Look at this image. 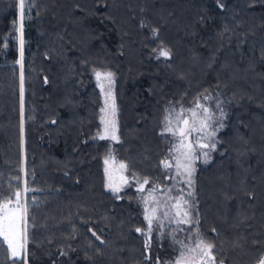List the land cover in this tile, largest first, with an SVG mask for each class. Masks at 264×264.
I'll return each instance as SVG.
<instances>
[{
  "label": "trees",
  "instance_id": "1",
  "mask_svg": "<svg viewBox=\"0 0 264 264\" xmlns=\"http://www.w3.org/2000/svg\"><path fill=\"white\" fill-rule=\"evenodd\" d=\"M222 2L223 10L215 0H135L120 25L116 15L124 8L109 12L111 0H39L32 19L24 23L22 135L16 0H0V181L7 196L8 178L18 175L26 154L34 173L29 187L35 190L27 198L29 223L35 224L28 264H145L144 238L134 231L145 224L136 185L131 182L116 200L105 188L104 158L111 152L113 161L129 164L125 175L135 172L162 181L158 165L171 144L168 135H160L164 109L185 93L182 103L189 106L205 89H219L230 102L226 126L217 134L222 143L207 164H197L194 174L199 227L207 240L215 241L225 264L259 261L264 251V0ZM161 11L164 18L173 12L170 20L175 22L162 24ZM205 15L208 19L199 23ZM176 27L186 34L183 38L177 37ZM154 28L160 29L159 39L152 38ZM224 28L233 31L231 41L222 45L217 34ZM160 41L173 49L170 60L155 58L152 49ZM187 55L201 62L186 64ZM186 68L191 72L185 77ZM94 70L115 73L118 142L99 139L102 104ZM213 175L217 178L210 186L207 180ZM245 191L254 192L257 200H249ZM225 193L232 198L221 227L212 212ZM243 203L251 204L249 216ZM237 212L238 221L230 222ZM90 227L97 234L103 230L107 243L92 237ZM73 230L76 238L70 239ZM253 240L259 243L253 245ZM156 242L154 238L153 264L157 256L164 260L167 255ZM5 248L0 247V262L8 264Z\"/></svg>",
  "mask_w": 264,
  "mask_h": 264
},
{
  "label": "snow or ice",
  "instance_id": "2",
  "mask_svg": "<svg viewBox=\"0 0 264 264\" xmlns=\"http://www.w3.org/2000/svg\"><path fill=\"white\" fill-rule=\"evenodd\" d=\"M39 0H16L15 6L18 9V20L14 21L16 32L19 33V59L16 63L20 66L19 72V92H20V110H21V133L24 128V95H25V41L23 38L24 23L32 19L34 7ZM218 9L223 10L225 4L222 0H215ZM39 16L40 12L37 11ZM208 17L201 16L198 22L203 24ZM18 25V26H17ZM141 27H150V25L141 22ZM233 30L224 28L217 34L220 43L223 45L225 40L229 42L232 36L229 35ZM153 39H159V28L152 29ZM7 47V45H5ZM157 60L164 58L170 60L173 56V49L164 41H160L158 48L152 49ZM264 58V56H262ZM215 62V56L210 58L208 67L211 68ZM170 66V65H169ZM94 75L98 86L104 96V107L100 109V120L103 124V133L98 134L99 139H110L119 141L116 135L117 131V105L116 97L113 91L115 83V73L112 71L94 70ZM47 83V77L44 78ZM219 87V85H217ZM173 102L164 109L165 115L162 120V129L160 135H170L176 141L169 149L168 155L160 161L158 167L163 170L164 179L171 181L169 184L156 183L149 177L141 178L135 172L125 175L129 171V164L121 163L119 168L107 167L110 160L114 157L109 152L104 158L106 165L105 188L110 190L116 200L123 197L120 193L134 181L136 193L138 194V203L142 205L144 227H136L134 231L144 237V262L153 264L152 242L155 236L158 240H170L174 248L178 247L179 255L172 264H225L224 259L218 258L216 252L217 244L215 241L207 240L206 234L200 230V212L196 207V192L194 174L196 172V162L202 160L207 164L212 159V153L218 150L222 143L217 134L226 126L227 112L225 111V100L222 93L217 91L215 95L209 89L197 94L191 101L190 107H185L182 103L184 96ZM235 99V96L233 97ZM210 102V103H206ZM30 118V117H29ZM55 123V121H53ZM194 137V138H193ZM24 141L22 139V145ZM223 154V153H221ZM18 175L9 177L7 183V196L3 195L5 191L3 181H0V247L6 245L5 251L10 252L8 264H28L27 245L30 239V231L34 230L35 224L29 223V201L30 195L34 196V189L29 187L30 175L27 167V156L25 154L23 166L17 169ZM22 173V176L19 174ZM151 184V187H146ZM249 200L255 199V193L245 191ZM227 193L224 194L225 201L231 199ZM31 206L35 207L38 201L33 198L30 201ZM240 223H243L241 221ZM184 226H189L185 228ZM239 227V224L236 225ZM217 232L215 227L211 230ZM97 241L106 244L102 239L103 230L100 234L88 228ZM187 233L181 238L180 234ZM75 230L70 239H75ZM253 245L259 243L252 241ZM68 249L75 251L71 245ZM89 247H92L96 254H100V249L95 247L89 241ZM61 255H67L62 251ZM3 264V262H0ZM155 264H168L162 261L159 256L155 258ZM264 264V260L260 261Z\"/></svg>",
  "mask_w": 264,
  "mask_h": 264
},
{
  "label": "rangeland",
  "instance_id": "3",
  "mask_svg": "<svg viewBox=\"0 0 264 264\" xmlns=\"http://www.w3.org/2000/svg\"><path fill=\"white\" fill-rule=\"evenodd\" d=\"M134 1L135 0H116V1H113V0H111V2H114V3H110V10H109V12H112L113 11V9H115L116 7H123L124 8V11H122V10H120V12L116 15V17L118 18V22H119V24L121 25V24H124L125 23V19H126V17H125V14H124V12H125V10H129L132 6H134L133 5V3H134ZM139 1H144V0H139ZM165 2V3H167L168 2V0H160V2ZM128 3H130L131 4V6L130 5H128ZM181 4H184V3H181ZM72 8V7H71ZM70 8V9H71ZM174 9L175 8V6H172V7H170V9ZM163 8L162 7H159L158 8V11H160V10H162ZM171 9V10H172ZM16 11H17V13H16V21L18 20V9H17V7H16ZM175 11V10H174ZM177 12H179L178 10H176ZM171 11H169V12H167L166 13V17L164 18L163 16H162V11L160 12V17H161V23L162 24H164L165 22H169L170 24L171 23H174L175 21H173V20H170V15L173 13H170ZM193 20H194V18H193ZM189 22H192V19L189 21ZM179 23V22H178ZM257 24H258V22H256ZM180 24V23H179ZM184 25H186L187 23H183ZM18 26V25H17ZM175 31H178L179 32V34H178V36L177 37H181V38H183L186 34L183 32V31H181V29L180 28H177L176 27V29H175ZM187 34H191L192 35V33H193V31L192 32H186ZM177 34V33H176ZM120 35V34H119ZM122 35H124L123 34V32H121V36ZM121 36H119L120 37V39H121ZM18 37H19V33H18ZM177 40V39H176ZM18 42H19V39H18ZM184 50H185V48H184ZM187 58H189L190 59V63L189 62H186V64H191V66L193 65V64H195V63H198V62H201L200 60H198V61H194L192 58H190L189 57V55H187L186 56ZM188 59V60H189ZM205 63V62H204ZM203 63V64H204ZM185 64V65H186ZM203 66V65H202ZM194 67H196V69L198 70V71H201V65L199 66V65H196V66H194ZM184 76L186 77V76H188L189 74H190V72H191V70L189 69V68H186L184 71ZM177 76V75H176ZM177 77H179V76H177ZM164 82V81H163ZM97 85H98V83H97ZM99 87V86H98ZM217 91H219V92H221L219 89H213L211 92H212V94L213 95H215V93L217 92ZM99 92H100V102H101V106L102 107H104V96H103V94H102V92H101V89H100V87H99ZM222 93V92H221ZM223 94V93H222ZM223 100H225V105H224V107H225V111L227 112V109H228V106H229V102H230V98L229 99H227L226 98V96L223 94L222 95V97H221ZM206 103H210V102H206ZM191 105H189V106H185V107H190ZM101 132L103 133V124H102V130H101ZM169 137H168V139H169V141H170V146H169V148H168V150H167V154H166V156L168 155V152H169V149L172 147V145L176 142V141H174L173 139H172V137L170 136V135H168ZM194 138V137H193ZM199 163H203L202 162V160H198L197 162H196V166H197V164H199ZM121 164V162H118V161H113V160H110V163H109V165L107 166V167H110V168H116V169H118L119 168V165ZM105 167H106V165L104 164V166H103V168L105 169ZM104 175H105V172H104ZM216 178L217 177H215V175H213L212 177H211V179H209V180H207V182L210 184V186L211 185H213L212 184V181H214V180H216ZM164 183V184H169V183H171V181H166L165 179H164V177H163V179H162V181H160V182H156V183ZM214 183V182H213ZM146 187H151V184L150 185H148V186H146ZM255 200H257V198H255ZM226 202L227 201H225V199H224V197L222 198V201L221 202H219V203H216L217 205H218V208H213V212H212V220H214L215 222H217L221 227H223V222H222V217H225V214H224V211H225V208H226ZM254 203H256V201H254ZM253 203V204H254ZM241 206H243V208H245L246 209V211H243L244 213H246L248 216H249V213L247 212V210L249 211V209H250V206H251V204L250 205H248V204H241ZM141 208H142V205H141ZM219 212H221V213H219ZM242 212V213H243ZM142 216H143V209H142ZM240 216H242V215H240ZM246 217L245 219H247V218H249V217ZM231 219L234 221V220H236L237 219V221H238V212H237V214H236V216H234V217H232V218H230V222H232L231 221ZM241 220V219H240ZM145 223V222H144ZM144 226H145V224H144ZM144 238V237H143ZM154 238H155V236L153 237V240H154ZM156 239V238H155ZM156 244H157V246L159 247L158 249H165L166 250V252H167V255L165 256V258H164V260H162V261H166V262H168V264H172V262L177 258V256L179 255V250H178V247L177 248H174L173 246H172V244H171V242H170V240H167V239H165V240H158V239H156ZM153 243V242H152ZM164 247V248H163ZM9 254H10V252H9ZM261 260H264V251H263V254H262V256H261V258L259 259V261L256 263V264H260V261ZM154 264H155V262H154Z\"/></svg>",
  "mask_w": 264,
  "mask_h": 264
}]
</instances>
